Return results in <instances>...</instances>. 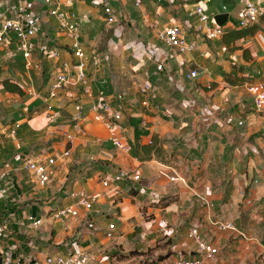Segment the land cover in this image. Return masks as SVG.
Masks as SVG:
<instances>
[{
	"label": "crops",
	"instance_id": "obj_1",
	"mask_svg": "<svg viewBox=\"0 0 264 264\" xmlns=\"http://www.w3.org/2000/svg\"><path fill=\"white\" fill-rule=\"evenodd\" d=\"M102 1L60 0L63 11L82 22L90 84L87 91L62 94L53 102V112L43 100L30 98L26 85L32 82L46 97L62 63L76 60L63 47L59 59L42 55L43 45L66 46L70 38L58 32L56 19L48 16L41 0H29L41 23L32 73L24 70L20 57L0 59V115L8 128L21 126L15 137L0 139L2 156L19 166L13 158L20 152L33 157L72 152L70 158L59 159L53 182L44 188L25 172L7 177L12 188L11 177L21 188V198L13 188L16 199L35 203L8 210L2 203L10 193L0 194V217L8 224L2 248L13 253V260L29 264H45L47 257L82 251L92 253L97 263L106 261L102 252L107 249H114L123 261L163 264L198 256L189 237L190 230L198 228L202 239L219 251L207 264H264V114L255 110L244 90L250 72L244 68L241 52L230 55L222 38H205L198 19L191 16L193 0H141L140 6L135 0H111L118 13L113 27L104 20ZM214 1L205 5L212 25H217L216 16L226 15L224 30L237 28L242 0ZM0 4L6 3L0 0ZM155 23L182 26L198 49L182 55L166 47L154 34ZM160 65L162 71L157 69ZM195 68L199 78L188 80L187 73ZM259 73L263 74L262 68ZM226 74L243 79L242 84L227 82ZM5 80L21 86L25 95L8 92ZM145 84L149 90L141 93ZM101 89L125 96L121 131L133 145L130 155L115 150L110 131L91 110ZM77 101L83 104L85 117L76 127ZM153 140L158 144L156 153L148 150ZM123 170L139 175L140 181H111L109 188L103 187L102 180ZM80 188L89 191L94 207L66 231L51 216L73 204L71 194ZM165 198L169 199L162 207ZM34 207L36 216L45 220L38 229L27 219ZM111 222L116 225L113 241L106 237ZM222 222L232 223L234 229L221 230ZM15 227L37 237L32 243L35 258L10 244L16 241ZM52 242L59 250L50 253ZM149 250H153L150 257L127 258L132 251ZM168 251L173 254L159 261Z\"/></svg>",
	"mask_w": 264,
	"mask_h": 264
},
{
	"label": "built area",
	"instance_id": "obj_2",
	"mask_svg": "<svg viewBox=\"0 0 264 264\" xmlns=\"http://www.w3.org/2000/svg\"><path fill=\"white\" fill-rule=\"evenodd\" d=\"M160 1V0H157ZM3 11H0V59L7 61L15 58H22L24 70L31 74L35 68L34 51L35 41L41 31L39 16L33 11L29 0H3ZM43 7L49 17L56 19L58 23V32L65 33L70 38V43L66 46L52 48L49 45L41 47L42 55L46 58L59 59L61 56V47L69 49L76 62H63L61 68L51 83L46 97H42L36 90L32 82L26 85V94L34 100H43L46 109L51 113L54 111L53 102L58 100L62 94L71 91H87L90 84L88 67L90 58L87 55L83 41V26L74 14L65 13L62 9L60 0H41ZM72 0H68V3ZM195 3L191 16L196 17L200 23L199 30L203 32L208 41L221 39L225 33L223 27L213 26V20L206 13L205 5L213 0H193ZM137 6L142 4L141 0H135ZM104 20L109 27H113L118 22V13L112 5L111 0H103ZM264 18V0L257 2L255 0H242V7L236 15V27L245 30L252 26L259 25ZM153 31L156 38L166 47L176 50L179 54H188L198 49V43L187 39L185 30L180 25H171L162 27L158 23L153 25ZM55 41L54 43H56ZM162 71L163 67H157ZM200 76L198 69H190L186 75L188 80H196ZM248 95L252 101L255 110L264 114V80L257 83L246 84ZM149 90L147 84L140 88L141 93ZM72 97V96H71ZM94 97V95H92ZM98 101L91 106V110L101 118L107 129L110 131L109 141L112 146L121 154L130 155L133 152L132 144L122 135L123 113L121 106L125 103V96L122 93L109 94L104 89L98 92ZM118 104V108L114 104ZM75 126L84 121L85 108L79 101L75 104ZM6 118L0 115V139L6 137H15L21 127L16 123L13 128H8ZM73 138L69 137V143ZM1 146V144H0ZM72 155L71 150H66L62 154L54 156L33 157L27 153L20 152L13 159L19 162V166L11 168L10 172H25L29 174L33 183L41 188L50 185L53 182L58 171L59 159L65 160ZM6 163V162H4ZM2 163L0 161V172ZM2 177L0 176V180ZM130 180L139 182L140 176L129 171H121L112 178L102 180L103 187L109 188L110 182H123ZM241 194L245 193V187L240 189ZM1 194V191H0ZM73 204L58 209L52 214L51 219L62 223L64 229L69 231L73 225L81 222L93 210V202L86 188L71 194ZM28 221L34 229L43 226L44 219L28 216ZM221 230L232 231L234 225L230 222L219 224ZM110 229L114 230L115 225L111 224ZM8 224L0 217V264H29L26 262L13 260V253L2 248V242L7 237ZM111 233V232H109ZM111 236V234H109ZM190 239L197 246L198 256L187 259H177L163 264H207L218 254V249L210 243L204 241L198 228H192L189 233ZM264 260V253H263ZM45 264H96L95 257L88 251L78 253L57 254L47 257Z\"/></svg>",
	"mask_w": 264,
	"mask_h": 264
},
{
	"label": "rangeland",
	"instance_id": "obj_3",
	"mask_svg": "<svg viewBox=\"0 0 264 264\" xmlns=\"http://www.w3.org/2000/svg\"><path fill=\"white\" fill-rule=\"evenodd\" d=\"M214 3H217V0L214 1ZM258 32L257 35L255 37H247L245 38L240 44V48L241 50H237L240 51L239 53L242 54V59L243 61L246 63L245 64V69L248 70L250 72V79H248V81L246 83H256L259 82L261 80L264 79V25L263 23L258 25ZM219 40V39H218ZM244 49H248L251 52V56L252 59L250 61L245 60L244 56H243V50ZM227 53H230V55H233L234 51H231V49L229 47H227ZM237 54V53H236ZM238 58V57H237ZM239 59V58H238ZM261 68L263 69V74L261 75L259 73V71L261 70ZM244 90H246L247 92V88L246 85H244ZM10 137H6L4 141H8ZM9 156H7V160L2 156L1 152H0V161L2 163L1 166V172H0V176H3V178L0 180V191L2 194H4L7 190V193H10V197L7 198V200L5 202L2 203V206H7L6 209L8 210H17V209H24V206H28L30 207L32 203H35V201H22V200H18L16 199V196L11 194L12 189H11V184H9L7 177L12 174L10 172L11 168L13 167V164L8 161ZM13 156H10V158H12ZM6 162V163H4ZM13 193V192H12ZM111 224H114V222H111ZM116 226V225H115ZM15 237H16V241L15 242H11L10 244H13L15 246H18L19 249H23V250H27L28 252H30V256L32 258H35V251L36 249H33V245L32 243H36V238L33 234L30 235L28 234L26 231H24L23 229H19L17 227H15ZM109 230L111 231V233L106 234V237L109 238L110 240H114V233L112 232L113 230L110 229L109 226ZM109 234H111V236H109ZM31 236H33V239H29L31 238ZM31 244V245H30ZM51 247V251L48 250L50 253H53L56 250H59V246H56V244H53V242L48 246ZM114 248H118V246L116 245ZM102 256L103 258H106V261L100 260L98 261L96 264H138L137 261H123L120 259L119 257V253H115L114 249H107L105 252H102ZM263 257V255L261 256ZM43 258V256H42ZM263 258H262V263H263Z\"/></svg>",
	"mask_w": 264,
	"mask_h": 264
},
{
	"label": "trees",
	"instance_id": "obj_4",
	"mask_svg": "<svg viewBox=\"0 0 264 264\" xmlns=\"http://www.w3.org/2000/svg\"><path fill=\"white\" fill-rule=\"evenodd\" d=\"M262 23L264 25V18L262 20ZM259 28L258 26H252L250 28H247L245 30H242V29H238V28H235V29H229L227 31H225L222 39H223V43L229 47L231 49V51H237V50H241L240 46H236L235 43L239 40H242V39H245L247 37H254L257 32H258ZM243 56L245 58V60L247 61H250L252 59V56H251V52L250 50L248 49H244L243 50ZM225 80L231 84H238V83H241V81H243V79H239L238 76H234L233 74H226L225 75ZM4 84V88L10 92V93H15V94H19L21 96L25 95V91L24 89L9 81V80H5L3 82ZM157 141L153 140V142H151V144L148 146V150L149 152H157L158 151V148H157ZM133 146V145H132ZM11 189H12V186H11ZM12 192L13 194L15 195V191L12 189ZM169 198H165L162 201V203L160 204L162 207H165L167 205V202L166 200H168ZM32 215V213H30ZM147 219L148 220H151L152 217L151 216H147ZM153 253V250H149L148 252H138V251H132L128 254L127 258H143L144 256H151ZM173 252L172 251H168L167 255L162 257L160 256L159 258V261L163 260L164 258H167L169 257L170 255H172ZM156 263V261L152 260V261H143V260H140V264H154Z\"/></svg>",
	"mask_w": 264,
	"mask_h": 264
},
{
	"label": "water",
	"instance_id": "obj_5",
	"mask_svg": "<svg viewBox=\"0 0 264 264\" xmlns=\"http://www.w3.org/2000/svg\"><path fill=\"white\" fill-rule=\"evenodd\" d=\"M216 24L218 26L223 27L227 22V16L226 15H218L215 17ZM10 180L12 181V185L14 190L16 191L19 198H21V188L18 185V182L15 178L11 177ZM33 217H36V208L34 207L32 210Z\"/></svg>",
	"mask_w": 264,
	"mask_h": 264
}]
</instances>
